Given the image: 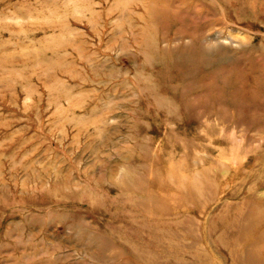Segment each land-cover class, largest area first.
<instances>
[{
	"label": "rangeland",
	"instance_id": "rangeland-1",
	"mask_svg": "<svg viewBox=\"0 0 264 264\" xmlns=\"http://www.w3.org/2000/svg\"><path fill=\"white\" fill-rule=\"evenodd\" d=\"M188 155L189 204L157 186ZM260 238L264 0H0V264H244Z\"/></svg>",
	"mask_w": 264,
	"mask_h": 264
},
{
	"label": "bare ground",
	"instance_id": "bare-ground-1",
	"mask_svg": "<svg viewBox=\"0 0 264 264\" xmlns=\"http://www.w3.org/2000/svg\"><path fill=\"white\" fill-rule=\"evenodd\" d=\"M188 157L189 155L187 158L185 157L186 159L177 160H174L171 157H163L162 161L164 168L166 169V175L163 176L164 174L158 172L159 176L157 178V186L160 190L171 189L170 187H175V189L181 194V197L184 199V201H186L185 203L189 204L190 202L198 201V195L200 194L196 179L189 173L191 171V165L189 163ZM172 179L176 180V183H172ZM258 215L259 211L254 209L251 212L250 217L246 219L247 224H251L250 227L248 226V230L254 231V227L256 229L257 224L260 222ZM248 234L249 233L247 231L243 230L241 236H248ZM261 240L262 238H260V241H257L256 244L248 249V256L244 260V264L257 263V258H259L258 255L261 252L259 244H264Z\"/></svg>",
	"mask_w": 264,
	"mask_h": 264
}]
</instances>
